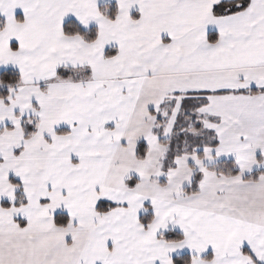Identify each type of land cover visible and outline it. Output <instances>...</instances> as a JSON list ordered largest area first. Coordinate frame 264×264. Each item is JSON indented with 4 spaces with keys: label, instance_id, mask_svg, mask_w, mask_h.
<instances>
[{
    "label": "snow or ice",
    "instance_id": "obj_1",
    "mask_svg": "<svg viewBox=\"0 0 264 264\" xmlns=\"http://www.w3.org/2000/svg\"><path fill=\"white\" fill-rule=\"evenodd\" d=\"M0 264H264V0H0Z\"/></svg>",
    "mask_w": 264,
    "mask_h": 264
}]
</instances>
